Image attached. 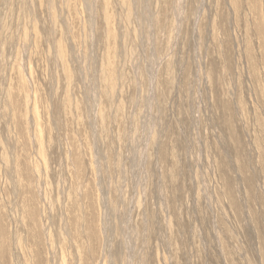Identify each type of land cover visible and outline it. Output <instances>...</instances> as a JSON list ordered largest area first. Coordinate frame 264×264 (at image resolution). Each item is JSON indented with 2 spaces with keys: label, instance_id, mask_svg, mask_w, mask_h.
Masks as SVG:
<instances>
[{
  "label": "rangeland",
  "instance_id": "rangeland-1",
  "mask_svg": "<svg viewBox=\"0 0 264 264\" xmlns=\"http://www.w3.org/2000/svg\"><path fill=\"white\" fill-rule=\"evenodd\" d=\"M0 264H264V0H0Z\"/></svg>",
  "mask_w": 264,
  "mask_h": 264
},
{
  "label": "bare ground",
  "instance_id": "bare-ground-1",
  "mask_svg": "<svg viewBox=\"0 0 264 264\" xmlns=\"http://www.w3.org/2000/svg\"><path fill=\"white\" fill-rule=\"evenodd\" d=\"M60 54V53H59Z\"/></svg>",
  "mask_w": 264,
  "mask_h": 264
}]
</instances>
